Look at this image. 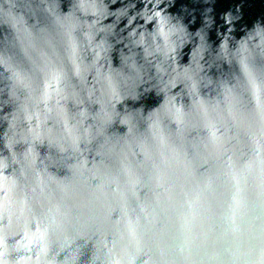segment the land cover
Returning a JSON list of instances; mask_svg holds the SVG:
<instances>
[{
  "label": "clouds",
  "instance_id": "obj_1",
  "mask_svg": "<svg viewBox=\"0 0 264 264\" xmlns=\"http://www.w3.org/2000/svg\"><path fill=\"white\" fill-rule=\"evenodd\" d=\"M116 3L0 0V234L14 216L37 264H264V14L249 23L241 0L217 17L203 0L201 43L181 66L187 25L153 10V32L125 36L136 5ZM189 150L209 212L235 187L234 158L249 160L242 218L207 242H178L166 201L140 196L181 179Z\"/></svg>",
  "mask_w": 264,
  "mask_h": 264
},
{
  "label": "water",
  "instance_id": "obj_2",
  "mask_svg": "<svg viewBox=\"0 0 264 264\" xmlns=\"http://www.w3.org/2000/svg\"><path fill=\"white\" fill-rule=\"evenodd\" d=\"M109 0H105L108 3ZM241 0H216L215 10L217 17L219 13L228 10L234 4L240 3ZM134 3L136 7L128 12V16L136 14V19L129 27L127 25V17L123 18L117 30H123V35H127L132 28H135L137 32H153L157 26V20L146 22L144 16L151 15L153 10L160 11L164 17L166 23L170 26L183 27L187 25L184 32L185 45L183 47L182 56L183 59L179 60L181 66H187L193 51L198 43H201L199 37L196 35V29L200 26V15L202 11L203 0H162V2L154 9L153 3H147V0H117L116 4L109 6V12L115 13L117 9H122L124 5ZM145 8L147 12L145 13ZM187 10V11H186ZM245 20L249 23L257 16L264 14V0H244ZM191 13V15H189ZM197 17L196 24H191V16ZM116 20L115 16H109L103 21L104 24H112ZM126 51V49H125ZM118 63V61H117ZM0 74L7 75V72L3 68H0ZM9 111V109H5ZM174 127V126H173ZM6 128V123L3 127H0V134L3 133ZM202 137L209 135L207 130L200 133ZM191 150L187 153V156L177 153V158L181 160L184 167V176L176 180L170 174L166 173L161 182L164 185L163 189H156L154 192H148L147 189H142L140 192L141 198H145L151 204L157 198L166 201L170 207L177 224L183 225V233L178 236V242H191L194 238L207 242L217 234L218 228H227L228 219L231 218L233 225H235L243 213V196L246 188L244 180L241 178V171L243 167L249 163L247 156H237L233 160V173L235 179L232 180V184L235 187L232 188L230 197L224 199L220 206H214L212 210L206 211V205L201 195L200 189L197 184L196 178L199 175L201 169H196L190 159ZM99 159V158H97ZM133 160V157H129ZM142 157L136 156L135 160H140ZM91 161V157H89ZM91 166V165H89ZM15 167V166H13ZM5 176L12 175V168L5 170ZM257 185H259V179H257ZM95 183V182H94ZM259 190V189H258ZM152 208L146 209V214H150ZM113 219H116L117 213L112 214ZM13 223L10 227H6L4 232L0 235L3 236V243L0 244V251H3L5 247L8 249V261L9 264H17L22 261V264H37V247L31 243H26L23 240L24 234L19 231L15 217H12ZM0 225H8V219L0 221ZM30 227H33L30 225ZM15 233V234H13ZM20 243H26V247H22L17 251H12V246ZM63 258V254L59 257H55V260ZM47 261H53V250H49L46 258ZM44 264V262H40ZM134 264H140L137 260Z\"/></svg>",
  "mask_w": 264,
  "mask_h": 264
}]
</instances>
